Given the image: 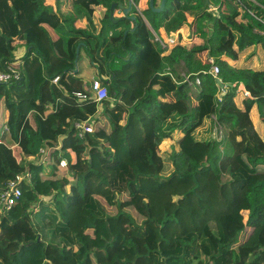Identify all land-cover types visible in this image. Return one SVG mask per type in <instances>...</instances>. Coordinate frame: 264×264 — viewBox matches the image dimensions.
<instances>
[{"label":"trees","instance_id":"obj_1","mask_svg":"<svg viewBox=\"0 0 264 264\" xmlns=\"http://www.w3.org/2000/svg\"><path fill=\"white\" fill-rule=\"evenodd\" d=\"M57 1L0 0V70L19 59L21 72L0 82V109L8 112L0 193L28 169L36 179L43 161L69 177L48 202L36 180L21 184V198L0 212V264H264V170H254L264 165V35L255 31L264 0H167L149 22L161 38L188 26L208 32L200 45L167 48L137 13L140 0L130 12L136 20L118 22L111 5L129 0H68L97 18L95 33ZM145 8L152 10L149 0ZM106 40L126 56L101 55ZM205 52L234 85L222 96ZM185 76L201 83L189 85ZM95 79L109 98L78 102L73 93L91 97ZM213 116L226 128L222 140L216 130L206 138ZM91 118L93 131L80 140L71 126ZM250 149L254 172L239 162ZM251 225L254 237L239 244Z\"/></svg>","mask_w":264,"mask_h":264},{"label":"built area","instance_id":"obj_2","mask_svg":"<svg viewBox=\"0 0 264 264\" xmlns=\"http://www.w3.org/2000/svg\"><path fill=\"white\" fill-rule=\"evenodd\" d=\"M138 8V6H137ZM141 13V12H140ZM142 15V14H141ZM261 20V19H260ZM262 21L263 26L259 29H256L255 31L261 35H264V21ZM211 27V25H210ZM183 30L182 28L178 29L177 31L171 33L169 37L161 38L156 32H154L155 39L160 43L162 48H167L170 46H176L178 44H185L184 42V35H182ZM20 60L18 59V62H13L11 65L8 66L6 70H0V82H10L12 80H19L21 79V72L18 68V63ZM209 62L212 63V66L210 68V73H212L217 80L222 79L219 77L220 73V67L214 63V60L212 58H209ZM60 80V76H56L52 83L58 84ZM184 82H187L189 85H199L201 83L200 78H196L195 80H191L189 76H185ZM240 87V89H239ZM238 87L239 91H243L245 96L248 98L254 99L255 97L252 96V94L246 90L243 84H240ZM89 93H91V97H89L88 93L83 91H75L73 94L76 98V100L83 101V100H91L96 101L97 103H102V101L109 98V91L106 85H103L102 82L98 79H95L92 83V85L89 87ZM213 118L216 121V132H217V138L222 140L224 137L225 127L217 121L216 116H213ZM71 128H74L75 131H77V135L80 138V140H84L86 133H91L93 131L92 126V118L88 120H76L73 122ZM8 126L5 124L3 126V131L7 130ZM1 143V140H0ZM58 150H61V141L59 142L58 146L56 147ZM40 151L43 154H48V148L41 147ZM68 160L67 158H62L60 160V166L61 168H67L68 167ZM33 180V173L30 169L26 170V172L17 175L14 179H12L7 187L2 190L0 193V212H3L4 209H10L13 205L16 204V202L21 198L22 196V188L21 184L24 181L32 182Z\"/></svg>","mask_w":264,"mask_h":264},{"label":"rangeland","instance_id":"obj_3","mask_svg":"<svg viewBox=\"0 0 264 264\" xmlns=\"http://www.w3.org/2000/svg\"><path fill=\"white\" fill-rule=\"evenodd\" d=\"M48 3H51V4H53L54 5V0H46ZM64 3H68V8H67V10H66V12L67 11H69V12H71L72 11V9H71V7H70V4H69V1L68 0H64ZM203 3V2H202ZM197 5V4H196ZM203 6H204V4H203ZM202 6V7H203ZM118 11H121L120 9H118L116 12H118ZM153 10H149L148 8H145L143 11H142V15L148 20V22H153V20H156L157 18H159V17H161V15L160 14H158V15H155L153 12H152ZM97 18H93V21H94V23H96V20ZM153 25H154V23H152ZM83 25L85 26L86 24H85V22H83ZM160 30H158V32H159ZM161 35L164 37V38H168L169 37V33L168 32H162L161 33ZM208 35V32H206L205 34H204V36H200L201 38H202V40H206L207 39V36ZM19 42H17V44H18ZM16 44V46H17V52H19L18 53V56L19 57H21V56H23V54H24V51H23V49H21V51H20V46L19 45H17ZM214 60V59H213ZM239 89H240V87H239ZM1 110L2 111H4V108H3V105H2V107H1ZM3 120H1L0 119V128L2 127V125H3ZM203 129L206 131V138H209V137H212L213 136V132H214V134H215V130H216V126H215V124H214V130H213V121L210 119V118H208L207 120H206V122H205V124H204V126H203ZM228 129V128H227ZM158 139H159V142L161 141V139H162V136H163V134L159 131V129H158ZM71 155H73L72 153H70ZM252 154V150L250 149V150H248L245 154H243L242 156H240L239 157V162L242 164V165H244L248 170H250L251 172H254V170H264V165L263 166H258L256 169H254L253 170V168H252V166L249 164V162H248V159H247V157L248 156H250ZM18 156L17 157H19L20 158V156H21V153L20 152H18V154H17ZM43 163H45L44 161H43ZM48 162H46V164H47ZM47 166L45 165V164H43V165H41V166H38V168H37V170H36V172H38V173H40V170H42V169H44V168H46ZM48 168V167H47ZM64 169H67V168H64ZM253 174V173H252ZM66 176H67V171H63L62 169H59L58 168V172H57V176L56 177H52V179H47V177L45 176V175H43V176H40V175H38V174H36L35 175V178L36 179H34V180H32V183H33V186H34V188L36 187L37 189V193L39 194V198H40V200H43L44 202H48L49 200H52V198L54 197V195H55V193H56V191L59 189V184H60V182H61V180H62V178L64 179V178H66ZM68 177V176H67ZM69 178V177H68ZM228 178V176H225V177H223V180H226ZM63 182V181H62ZM69 182H70V180H69ZM69 186H70V184L69 183H67V186H65V190H69ZM254 235H255V230H254V227L251 225V226H248V227H246L243 231H242V234H241V236H240V241H239V244H241V245H244V246H247V241H248V239L249 238H252V237H254Z\"/></svg>","mask_w":264,"mask_h":264},{"label":"crops","instance_id":"obj_4","mask_svg":"<svg viewBox=\"0 0 264 264\" xmlns=\"http://www.w3.org/2000/svg\"><path fill=\"white\" fill-rule=\"evenodd\" d=\"M57 2H59V1L54 0V4L55 5H57ZM60 2L63 3V5H62L63 9L67 10L68 3H64V0H60ZM124 4H125V6H127L128 2H125ZM146 5H147V0H140V2L138 4L137 13L141 15L142 11L146 7ZM196 6H197V8H202V6H203L202 1H199ZM71 9L76 13V15L78 17V20H79L78 26L79 27L84 28L89 33H95L97 31V28L95 26V23H94L93 19L89 16V14L80 5H76V6H74ZM118 9H120L121 11L116 12ZM114 15L117 18H120V17L124 16L123 10L121 8H116L115 12H114ZM141 16H143V15H141ZM144 19H146V18L144 17ZM146 21H147V19H146ZM83 22H85V24H86L85 26L83 25ZM101 24H102L103 28L107 31L108 27H107V24L104 22V20H101ZM182 30H183L182 35H184V42H185L184 45L194 46V45H200V44H202L204 42V40H202V38L200 37V36H204V34L206 33V31L204 29H202L200 27H195V26H188V27L182 28ZM17 45L20 46V51H21V49H23V51L25 52V48L23 46V41L19 42ZM107 50H111V51L117 52V53H119L122 56H126V54L123 51H120L109 40H106L104 42V44L102 46V49H101V55H105ZM18 53L19 52H17V54ZM200 57L202 58V60H209V58L207 57V53L206 52L203 53V54H200ZM17 58H20V57H17ZM7 114H8V112L5 109H4V111H2L0 109V119L1 120L5 121V118H6ZM165 118L166 117H161L160 118L159 125H161L162 121H164ZM161 141H160V143H161ZM18 150L21 153L20 157H22L21 150L20 149H18ZM70 153H72V152L70 151ZM69 155L72 157V159H74V157H75L74 154L73 155L69 154ZM44 162L45 163H43V162L40 163L39 162L40 163L39 166L45 164L48 168L46 167V168L40 170V173L36 172V174H38L40 176L45 175L47 177V179H52V177H55V175L57 173L56 172V168H55V166L52 165V163L50 161H44ZM46 162H48V163L46 164Z\"/></svg>","mask_w":264,"mask_h":264},{"label":"water","instance_id":"obj_5","mask_svg":"<svg viewBox=\"0 0 264 264\" xmlns=\"http://www.w3.org/2000/svg\"><path fill=\"white\" fill-rule=\"evenodd\" d=\"M166 2L167 0H161L159 6H156L155 5V0H149V7L154 11V12H161L165 9L166 7ZM132 5H133V0H129L128 1V5L125 6L124 3H113L111 5V8H110V17L111 19L114 21V22H118V21H121L122 19L124 18H131L132 20H136V16L135 15H131L130 12L132 10ZM116 8H121L123 10V14L124 16L120 17V18H115V15H114V12H115V9ZM144 17V16H143ZM146 20V19H145ZM148 26L150 25L148 22H147ZM150 29L153 31V33L155 32L153 30V28L151 27V25L149 26ZM128 30L125 31V33H127ZM79 50H80V46L77 47V55H79ZM78 70V67L75 68V71ZM218 83L219 85L221 86L222 88V93H221V96L225 93V89L226 87L230 86V87H233L234 85L231 84V83H224L223 81H221L220 79H218Z\"/></svg>","mask_w":264,"mask_h":264}]
</instances>
